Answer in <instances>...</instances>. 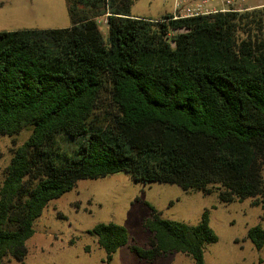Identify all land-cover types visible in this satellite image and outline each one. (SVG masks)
Here are the masks:
<instances>
[{
  "label": "trees",
  "instance_id": "obj_1",
  "mask_svg": "<svg viewBox=\"0 0 264 264\" xmlns=\"http://www.w3.org/2000/svg\"><path fill=\"white\" fill-rule=\"evenodd\" d=\"M131 8L69 0V27L0 31V136L32 130L0 186V264L25 260L37 219L81 179L126 172L264 207V5L180 19ZM149 206V245H134L137 255L180 252L206 264L207 244L219 239L209 210L189 224ZM89 232L107 263L129 243L116 222ZM248 237L261 250L264 224Z\"/></svg>",
  "mask_w": 264,
  "mask_h": 264
},
{
  "label": "rangeland",
  "instance_id": "obj_2",
  "mask_svg": "<svg viewBox=\"0 0 264 264\" xmlns=\"http://www.w3.org/2000/svg\"><path fill=\"white\" fill-rule=\"evenodd\" d=\"M255 8L264 0H248ZM83 6L79 4V9ZM175 0H132L131 14L159 18L173 13ZM107 15L99 16L107 33ZM69 0H0V31L51 29L72 25ZM32 130L25 128L16 135L0 136V186L13 151L23 144ZM66 149H73L77 139L60 137ZM264 175V166H263ZM162 217L197 224L208 209L211 225L219 239L207 244L206 264H264V247L258 250L248 237L249 229L264 224V207L251 199L223 203L217 193L186 191L169 182L134 181L126 172L101 178H86L59 198L53 199L34 224L35 234L28 240V255L23 262L7 258L6 264H195L192 257L170 253L154 262L141 259L134 245L148 246L150 232L144 221L152 210ZM116 222L129 232V243L107 263L106 251L89 230L98 223Z\"/></svg>",
  "mask_w": 264,
  "mask_h": 264
},
{
  "label": "built area",
  "instance_id": "obj_3",
  "mask_svg": "<svg viewBox=\"0 0 264 264\" xmlns=\"http://www.w3.org/2000/svg\"><path fill=\"white\" fill-rule=\"evenodd\" d=\"M247 2L248 0H175L172 15L173 19H180L253 9Z\"/></svg>",
  "mask_w": 264,
  "mask_h": 264
},
{
  "label": "crops",
  "instance_id": "obj_4",
  "mask_svg": "<svg viewBox=\"0 0 264 264\" xmlns=\"http://www.w3.org/2000/svg\"><path fill=\"white\" fill-rule=\"evenodd\" d=\"M106 15H108V14H106Z\"/></svg>",
  "mask_w": 264,
  "mask_h": 264
}]
</instances>
